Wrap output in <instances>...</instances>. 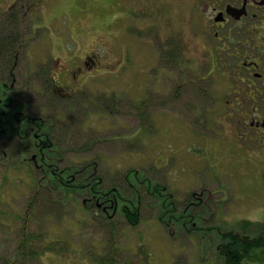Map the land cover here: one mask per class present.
<instances>
[{"label": "rangeland", "instance_id": "374dc122", "mask_svg": "<svg viewBox=\"0 0 264 264\" xmlns=\"http://www.w3.org/2000/svg\"><path fill=\"white\" fill-rule=\"evenodd\" d=\"M200 1L43 0L20 12L23 44L11 75L0 65V83L25 105L20 114L30 127L40 113L49 119L60 167L93 159L104 180L118 182L132 200L124 174L137 171L131 178L140 220L132 226L110 214V231L73 191L75 200L67 201L64 192L52 193L59 203L43 190L27 208L44 174L33 166L34 152L20 151L18 137L0 134V264H221L225 233L264 222V152L238 142L218 109L204 107ZM143 3L145 20L155 16L158 27H145ZM17 7L16 0H0V26ZM75 51H94L100 73L82 94L49 104L38 94L46 85L42 70L73 59ZM157 184L166 187L174 213L161 206ZM193 193L199 200L190 204ZM23 228L30 240L19 246ZM261 254L247 263L264 264Z\"/></svg>", "mask_w": 264, "mask_h": 264}, {"label": "flooded vegetation", "instance_id": "af4514ba", "mask_svg": "<svg viewBox=\"0 0 264 264\" xmlns=\"http://www.w3.org/2000/svg\"><path fill=\"white\" fill-rule=\"evenodd\" d=\"M142 11L143 21L149 24L145 27L160 25L155 16H151L152 21L145 20L149 14L144 3ZM197 13L202 34L199 48L205 65L204 107L207 113L211 106L218 109L219 122L228 124L229 132L238 142L250 143L255 152H264V0H201ZM72 55L73 59H65L64 63L49 69L56 98L82 94L88 82L100 73V62L94 51L85 54L75 51ZM213 101L218 105L214 106ZM142 120L141 124H145L146 118ZM45 136V141L49 140L50 136ZM52 145L47 141L48 147ZM191 197L190 204L199 200L194 193Z\"/></svg>", "mask_w": 264, "mask_h": 264}, {"label": "trees", "instance_id": "16d2710c", "mask_svg": "<svg viewBox=\"0 0 264 264\" xmlns=\"http://www.w3.org/2000/svg\"><path fill=\"white\" fill-rule=\"evenodd\" d=\"M16 1L18 2L17 9L7 12L4 20L2 21L4 24L0 26V65L1 68L7 69V71H9V75H11V68L15 66L14 64L17 60V55L19 54L18 49L22 47L23 44L18 32L22 21L20 18V12L22 11L23 14L29 13L31 10L41 7L43 4V0ZM44 75H46V77H44ZM40 76L41 77L38 76L40 81L44 79L46 85L42 87L44 89L40 90L38 94L41 95V97H44L43 95H47L48 103L50 104L53 99H57L55 93L52 90V81L49 68H43L42 74ZM11 91L12 90L10 86L5 87L0 83V134L6 136L7 138L18 137L20 142V151L34 152L36 157L33 162V166L44 174L43 176H40V182L37 181L35 194L28 202L27 208H29L30 205L32 206V204L34 205L37 196L43 190L47 192L46 196L49 199H56V201L59 203L60 201H67L69 199L75 200V198L70 194V192L73 191L76 193V196H81L84 198L82 205H86L87 210L91 212L93 217L97 219L100 218L102 220L104 219L107 222L110 227V231H113L112 226L114 223V221H112L113 219L111 218V215L115 213H119L121 216H123L130 225H137L140 220V214L138 211L139 202L137 203V201L140 200V197L138 196L136 187L134 185L135 181L131 178L132 174L139 175L137 171L129 170L126 174H124V177L128 180L126 187L136 193V199L132 200L125 195V189L120 186L118 182L113 183L118 184L115 186L113 184L107 183L104 180L97 161L93 159L83 161L81 164L80 162L76 163V165L79 164L80 167L78 165L77 167H60L57 163V154L55 153L59 151L58 142L53 140L51 135V131L53 130L49 126L50 124L46 123L49 121V119L47 120V118L42 116V113H40L39 116L35 117V125L30 127L31 123L26 120V117L29 116H22L20 114V109H23V106L25 105H18L15 95H12ZM7 119H10V121ZM19 120L22 122L20 127L17 128V121ZM45 134L50 136L49 140L47 141L53 144L52 147L47 146ZM91 145L92 144L89 146ZM142 180L145 182L141 177V180L139 181ZM148 182H150V180ZM148 182L147 187L149 189L151 187L150 183ZM158 185L159 184L155 185L154 188L158 189L155 192L156 197L161 200V203H164L161 204V206L165 207L167 204H169L168 206L171 207L169 211L174 213L172 207L173 202H171L172 200L170 195L163 192L166 187H159ZM60 192H64V200L51 196L52 193H57L58 195ZM164 199H166V202ZM25 213L28 214V211ZM243 223H245L243 225L244 227L252 225V229L247 227L245 229L243 228V231H229L223 235L225 241L223 244H221L218 250V254L223 258L221 264H248L247 261L262 260L261 253L264 252V222H260L256 225L252 224L251 222ZM259 229L262 231L259 232ZM251 230H257L258 233L251 234ZM26 232L27 231L25 228H23L24 235L18 244L19 246L25 243V241L30 240V238H26ZM47 249L51 251L50 253H54L52 251L53 247L51 244L47 246ZM20 251L23 252V249L18 247L16 253L18 255L17 259L20 257Z\"/></svg>", "mask_w": 264, "mask_h": 264}]
</instances>
